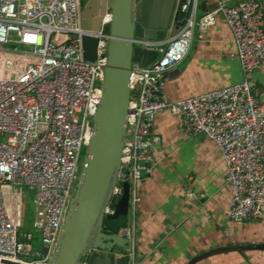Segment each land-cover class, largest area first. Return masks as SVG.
<instances>
[{"label":"built area","instance_id":"built-area-1","mask_svg":"<svg viewBox=\"0 0 264 264\" xmlns=\"http://www.w3.org/2000/svg\"><path fill=\"white\" fill-rule=\"evenodd\" d=\"M196 2L181 0L179 30L168 41H133L158 56L147 67L131 66L129 90L136 94L128 103L126 138L112 191L116 200L105 210L113 214L127 183L131 216L124 237L130 242L137 186L157 163L152 149L160 137L153 126L164 111L177 117L184 135L201 136L218 149L231 191L227 220H254L264 208V102L252 93L248 80L264 66L263 10L255 0H216L214 8L195 20ZM105 17L102 26L110 22ZM217 18L231 33L242 81L169 100L166 72L187 55L194 29L203 33ZM81 20L79 0H0V264H49L55 252L82 148L92 135L107 61L109 36L102 30H83ZM83 36L97 39L93 61L83 58ZM22 187L34 192L32 227L40 251L18 238L21 220L12 214L11 196Z\"/></svg>","mask_w":264,"mask_h":264},{"label":"crops","instance_id":"crops-1","mask_svg":"<svg viewBox=\"0 0 264 264\" xmlns=\"http://www.w3.org/2000/svg\"><path fill=\"white\" fill-rule=\"evenodd\" d=\"M255 1L264 15V0ZM180 3L174 0L165 41L176 33ZM215 5L216 0H197L195 20ZM242 79L231 33L217 18L203 33L194 29L187 55L164 76V93L174 101ZM248 80L252 93L264 102V66ZM153 132L160 137L152 149L157 163L137 186L139 202L130 224L131 264H187L200 252L221 246L263 244L264 208L258 218L241 224L226 218L231 191L216 146L201 136L184 135L177 117L168 111L157 115ZM195 264H264V251L227 252Z\"/></svg>","mask_w":264,"mask_h":264},{"label":"water","instance_id":"water-1","mask_svg":"<svg viewBox=\"0 0 264 264\" xmlns=\"http://www.w3.org/2000/svg\"><path fill=\"white\" fill-rule=\"evenodd\" d=\"M174 0H80L83 30L109 36L99 107L92 118L93 130L81 161L77 184L65 214L55 252L49 264H131V242L124 227L131 216L128 184L123 185L114 212L104 224L105 210L116 200L112 194L120 169L126 138L129 77L132 64L147 67L158 53L133 44L135 39L163 41ZM110 22L101 25L103 16ZM160 17V19H159ZM178 31L179 26H174ZM171 35V34H170ZM83 58H96L97 39L83 36ZM124 223V226L119 224ZM118 224V227H114ZM264 251L263 244H237L200 252L187 264L222 253Z\"/></svg>","mask_w":264,"mask_h":264},{"label":"rangeland","instance_id":"rangeland-1","mask_svg":"<svg viewBox=\"0 0 264 264\" xmlns=\"http://www.w3.org/2000/svg\"><path fill=\"white\" fill-rule=\"evenodd\" d=\"M85 151L86 149L82 148L80 162L83 159ZM79 171H80V166L78 168L76 178H78ZM11 197L13 199V203L11 207L12 214L16 216V219L19 218V220H21V225L19 229L20 235L18 236L19 240L31 244L34 251H40L42 244L40 242V238L38 234L34 231L32 227V221L34 216V208H33L32 200L34 197V192L27 190L23 187L17 188L12 191ZM7 198H8V193L5 192L6 201Z\"/></svg>","mask_w":264,"mask_h":264},{"label":"trees","instance_id":"trees-1","mask_svg":"<svg viewBox=\"0 0 264 264\" xmlns=\"http://www.w3.org/2000/svg\"><path fill=\"white\" fill-rule=\"evenodd\" d=\"M180 18H181V14L178 12L177 19H180ZM108 216H109V215L106 216L105 221H104V224H105L107 227L112 226L111 223H110V221L107 220ZM119 226H121V227L124 226V223L119 224ZM114 227H118V224H115Z\"/></svg>","mask_w":264,"mask_h":264},{"label":"bare ground","instance_id":"bare-ground-1","mask_svg":"<svg viewBox=\"0 0 264 264\" xmlns=\"http://www.w3.org/2000/svg\"><path fill=\"white\" fill-rule=\"evenodd\" d=\"M108 15V17L110 18L111 17V15L110 14H107ZM103 19H106V17L105 16H103Z\"/></svg>","mask_w":264,"mask_h":264}]
</instances>
